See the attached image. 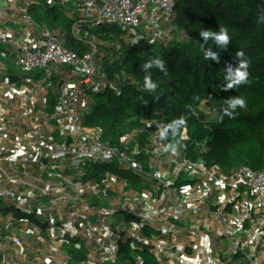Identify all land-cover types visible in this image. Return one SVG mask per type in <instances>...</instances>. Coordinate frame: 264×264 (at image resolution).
<instances>
[{"label": "built area", "instance_id": "built-area-1", "mask_svg": "<svg viewBox=\"0 0 264 264\" xmlns=\"http://www.w3.org/2000/svg\"><path fill=\"white\" fill-rule=\"evenodd\" d=\"M17 1L0 0L3 3L0 6V46L13 57L21 71V77L7 76L2 74L4 67L0 64V211L57 215L62 231L70 236L79 233L75 223L95 212L96 225L89 232L82 230L81 235L84 238L93 235L96 240L87 261L81 263L103 261L101 251L114 256L107 243L111 232L106 231V227L114 225L113 219L105 216L103 209H91L86 194L102 196L107 191L126 192L128 199L117 209H128L139 215L146 209L130 202L136 197L133 189L126 180L111 172L104 173L100 184L78 177L89 162L116 165L136 173L159 191V222L167 223L193 214L197 220L191 227H204L229 243L232 252L241 259L240 264H264V168L254 170L241 166L229 175L223 174L200 158L191 159L176 147H167L161 140V128L147 136L143 146L138 143L130 146L125 141L118 146L104 140L101 126L82 124L83 85L95 91L111 86L107 74L96 63V43L88 40L83 53L71 52L54 31L35 22L29 9L32 1L23 2L24 7H19ZM46 1L63 3L67 0ZM176 2L73 0L77 14L70 34L81 39L83 26L92 28L107 22L142 31L140 37L149 38L160 21L172 16ZM12 19L21 26L18 38L5 25ZM52 68L57 77H61L56 86L50 81ZM36 70L44 71L43 80L29 76ZM50 89L54 104L49 108L45 97ZM38 92L42 93L40 97ZM182 138H186L185 130ZM141 154L144 157L140 159ZM181 176L192 184L176 186ZM213 192L217 198L209 207L207 199ZM243 194L250 198H243ZM115 203L116 200L110 202V206L115 208ZM229 205L242 207L239 221L233 211H228ZM139 226L131 223V227ZM51 232L52 240L62 239ZM139 241L157 257L165 254L163 244L155 238L143 237ZM13 245L18 254L25 253L21 240L13 239ZM5 247V244L0 246V264H9L11 260ZM211 254L212 242L208 239L204 254H182L176 263L170 264H221ZM60 264H70L66 255Z\"/></svg>", "mask_w": 264, "mask_h": 264}, {"label": "trees", "instance_id": "trees-1", "mask_svg": "<svg viewBox=\"0 0 264 264\" xmlns=\"http://www.w3.org/2000/svg\"><path fill=\"white\" fill-rule=\"evenodd\" d=\"M32 2L29 9L35 22L54 31L71 52L83 53L88 40L108 43L100 49L105 53L97 51L96 63H100L111 86L95 91L83 85L84 96L92 104L84 113L82 124L101 126L104 140L118 146L123 141L130 146H143L147 136L161 128V140L167 147H176L191 159L200 158L223 174L229 175L241 166L264 168V0H177L172 16L159 22L174 36L167 41L163 36L152 40L139 37L142 31L107 22L92 28L83 26L78 39L70 34L77 14L73 0ZM221 28L228 30L227 45H220L212 36L205 40L200 35L203 30L218 33ZM204 51H211L217 58H205ZM239 51L244 52V57L237 56ZM157 57L163 60L166 71L143 68L145 62ZM243 59L249 62L247 82L228 88L229 70L234 71ZM149 73L156 84L151 90L144 86ZM236 97L245 99L244 107L230 106L228 101ZM202 103L212 116L200 111ZM180 119L183 124L178 123ZM183 130L186 138H182ZM107 171L126 180L137 191L148 189L155 196L159 194L148 181L116 165L86 163L78 178L100 184ZM186 184L192 181L182 176L175 182L176 186ZM113 195L111 191L102 196L88 193L85 199L91 209H103L105 216L115 217L110 227L133 223L140 225V233L137 237L118 231L107 240L115 247L111 251L114 256L101 251L103 261L95 264H165L139 241L143 237L162 239L165 231L143 221V214L111 207ZM13 215L42 231L50 233L54 229L59 239L61 236L65 240L63 249L70 264L87 261L95 242L90 239L93 235H81L82 227H75L79 233L70 236L62 231L57 215L37 216L16 210ZM89 215L75 223L91 221L86 232L96 225V215L92 219Z\"/></svg>", "mask_w": 264, "mask_h": 264}, {"label": "crops", "instance_id": "crops-1", "mask_svg": "<svg viewBox=\"0 0 264 264\" xmlns=\"http://www.w3.org/2000/svg\"><path fill=\"white\" fill-rule=\"evenodd\" d=\"M25 2V0H22ZM33 1V0H29ZM25 3L21 4V7H24ZM5 25L8 29H10L15 37H20V25L16 23L13 19L9 22H5ZM4 47H0V64L3 65V70H1L2 74L12 75L13 77L20 76L21 71L19 70L17 64L11 58L7 52L3 51ZM100 68V63L98 64ZM40 71L36 70L29 73V76L35 77L39 80H43L44 77H41ZM41 92H38V97L41 96ZM38 99L37 97H35ZM47 101V106L52 107L53 97H50V93L45 97ZM83 114L88 111L92 104V100L89 97L83 98ZM133 189V188H132ZM133 193L138 195H143L146 197V202L148 203V207H144L146 212L143 213L144 219L143 221L150 222L155 228H160L162 231H165L164 238H155L161 244H163L165 254L158 256L160 260H162L165 264H170L171 262L176 263L177 257H180L182 254L194 255L196 253L204 254L205 248L207 246L208 239L212 242V256L214 257L216 262L221 264H240L241 259L237 258L232 250L229 243L225 240L221 239L210 233L204 227H191V224L195 223L197 218L193 215H183L180 219L174 220L171 222H159L157 220V216L159 214V207L161 206V200L157 198L153 193H151L148 189H144L141 191H137L133 189ZM146 193V194H145ZM227 193V192H226ZM243 198L249 199L250 197L246 194L242 195ZM138 198V197H137ZM216 192H213L209 195L207 199V204L209 207L214 205L213 202L216 201ZM139 199V198H138ZM241 200V197L238 198ZM238 202V200H237ZM235 202V203H237ZM137 202H135L136 204ZM228 211H233V214L236 216V220L239 221L240 217L243 214L242 207L228 206ZM91 219L93 218L94 212L89 213ZM66 219V216H63ZM17 215H13L11 212L0 211V227H5L6 231L3 230L2 234L4 236H0L1 242L5 243L6 251L8 252L10 259L9 264H60L61 259L65 258V249H63L62 241L60 240H52L51 233L48 231H42L37 226L33 227H24L25 229L29 228L28 235H25L24 230L22 229L25 222L21 219H17ZM88 219V218H87ZM158 221V222H157ZM92 223L91 221L85 223L77 224L78 227H82L83 231L87 227L86 225ZM13 226V227H10ZM53 232L54 229L51 228ZM111 232V237H114L115 234H119L120 232H125L127 235H135L139 236V227H131V224L126 227H106V231ZM112 230V231H111ZM11 233V235L8 234ZM13 239L21 240L26 247L24 254H18L16 249L13 247ZM94 242V237H90ZM98 239V238H97ZM110 250H114V245L108 244ZM53 248H58L61 256L55 255ZM65 254V255H64ZM1 255V253H0ZM103 257V256H101ZM264 259V254L262 256ZM1 263V262H0ZM85 264V263H80Z\"/></svg>", "mask_w": 264, "mask_h": 264}, {"label": "clouds", "instance_id": "clouds-1", "mask_svg": "<svg viewBox=\"0 0 264 264\" xmlns=\"http://www.w3.org/2000/svg\"><path fill=\"white\" fill-rule=\"evenodd\" d=\"M200 35L204 37L205 40H207L208 37L212 36L214 37V40L222 46L227 45L230 39L227 28H221L218 33H212L211 31L203 30L200 32ZM237 56L244 57V52L239 51L237 53ZM204 57L205 58L212 57L213 59L217 58L216 54L212 53L211 51H204ZM248 66H249V62L243 59L241 60L239 66L234 71L231 69L229 70L228 77L230 79L227 85L228 88H232L234 85L247 82L248 76H249V73L247 71ZM152 67H156V68L161 69L162 71H166L163 60H161L158 57L148 60L143 65V68L145 70L152 68ZM144 86L147 90H151L156 87V84L152 82L150 73L145 76ZM228 103L230 104L232 108H236L237 106L244 107L246 104V101L243 97H236V98L229 100ZM229 115H231V113H229ZM178 123L183 124L184 120L180 119ZM173 127H176V125L174 124Z\"/></svg>", "mask_w": 264, "mask_h": 264}, {"label": "rangeland", "instance_id": "rangeland-1", "mask_svg": "<svg viewBox=\"0 0 264 264\" xmlns=\"http://www.w3.org/2000/svg\"><path fill=\"white\" fill-rule=\"evenodd\" d=\"M25 2H29V0H25ZM21 4H23V1L22 0H18L17 1V5L19 6V7H21ZM3 5V3L2 2H0V6H2ZM160 25V26H159ZM158 25V27H156V29H154V31H153V33L150 35V37H149V39H158V37L159 36H163V37H166V40L165 41H167V40H171L174 36L172 35V33L170 32L169 33V29H164L163 27H161V25H162V23H160ZM164 26H167V25H164ZM142 35V34H141ZM140 37V36H139ZM124 38L125 39H128V37H126V36H124ZM129 40V39H128ZM97 43L99 44H96L97 45V51L98 50H100V49H103V47L105 48V46L108 44V43H103L102 41H97ZM1 48L3 47V46H0ZM100 47H102V48H100ZM102 53H105V51L104 50H100ZM60 67V66H59ZM52 70H53V75H52V77H51V79H50V81H51V83H52V85L53 86H56V85H58L59 84V82H60V79H61V77H57V75H56V73H55V71H54V68H52ZM40 75H41V77H44L45 76V73H44V71H40ZM50 97H53V93H52V91H51V89H50ZM200 111H202V112H204V113H206L207 115H209V116H212V114L210 113V111H209V109H208V107L204 104V103H202L201 104V106H200ZM103 177H104V174L102 175ZM114 193V195L112 196V198H110V202L111 203H113L115 200H116V203H115V208L117 209V207L118 206H120V207H123L124 206V202H126L125 201V199L127 198L128 199V196L125 194L126 192H120V191H116V192H113ZM146 194V193H145ZM139 199H138V198ZM137 197H134L130 202L131 203H133V201L134 202H137L136 203V205L138 206V207H140V205L141 206H144V207H148V203L146 202V197L145 196H143V195H138ZM122 203V204H121ZM112 219H113V224L115 223V217H111ZM34 227H35V225H33ZM31 224H29V223H27V222H25V224L23 225V226H21V227H23L22 229L24 230V232H25V235H28V233H29V228H27V229H25L24 227H33ZM10 227H13V226H10ZM6 228L5 227H0V236H4V234H2V232H3V230L4 231H6L5 230ZM12 233V232H11ZM11 233L9 234V232H8V234L9 235H11ZM0 242H1V238H0ZM2 244H5V243H2L1 242V245ZM26 244V243H25ZM25 244L23 243V245H24V247H25ZM0 245V246H1ZM25 249H26V247H25ZM53 250V249H52ZM1 251V250H0ZM54 254L55 255H58V256H61V254H60V252L59 251H62V250H59L58 248H55L54 250Z\"/></svg>", "mask_w": 264, "mask_h": 264}]
</instances>
